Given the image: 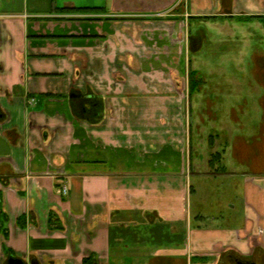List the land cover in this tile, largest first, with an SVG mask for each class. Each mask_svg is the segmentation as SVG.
Here are the masks:
<instances>
[{"label":"crops","instance_id":"crops-1","mask_svg":"<svg viewBox=\"0 0 264 264\" xmlns=\"http://www.w3.org/2000/svg\"><path fill=\"white\" fill-rule=\"evenodd\" d=\"M231 16L264 0H0V264H264V124L236 222L204 241L187 204L191 19Z\"/></svg>","mask_w":264,"mask_h":264},{"label":"rangeland","instance_id":"rangeland-1","mask_svg":"<svg viewBox=\"0 0 264 264\" xmlns=\"http://www.w3.org/2000/svg\"><path fill=\"white\" fill-rule=\"evenodd\" d=\"M191 30L194 35L203 30L206 40L202 48L189 53L192 75L184 115L186 129L192 131L194 192L187 204L192 229L203 227L204 241L213 242L217 234L209 230L226 227L228 218L234 221L239 216V210H228L230 204L245 208L242 201L231 202L243 199L239 185L256 178L255 167L243 162L232 145L237 142L240 151L241 141L253 144L264 124V59L258 58L264 55V22L237 16L193 18ZM217 154L221 156L214 170L210 162ZM216 171L226 174L218 176ZM133 260L151 264L148 258ZM117 261L132 264V260ZM198 263L207 262L194 259L193 264Z\"/></svg>","mask_w":264,"mask_h":264},{"label":"water","instance_id":"water-1","mask_svg":"<svg viewBox=\"0 0 264 264\" xmlns=\"http://www.w3.org/2000/svg\"><path fill=\"white\" fill-rule=\"evenodd\" d=\"M9 264H26L24 261L16 259V258H11L9 261Z\"/></svg>","mask_w":264,"mask_h":264},{"label":"built area","instance_id":"built-area-1","mask_svg":"<svg viewBox=\"0 0 264 264\" xmlns=\"http://www.w3.org/2000/svg\"><path fill=\"white\" fill-rule=\"evenodd\" d=\"M60 194L62 195H67L68 194V187L67 186H64L62 187L61 189H59L58 191Z\"/></svg>","mask_w":264,"mask_h":264},{"label":"flooded vegetation","instance_id":"flooded-vegetation-1","mask_svg":"<svg viewBox=\"0 0 264 264\" xmlns=\"http://www.w3.org/2000/svg\"><path fill=\"white\" fill-rule=\"evenodd\" d=\"M236 264H254V263H252V262H250V261H248V260H243V259H237L236 260Z\"/></svg>","mask_w":264,"mask_h":264},{"label":"trees","instance_id":"trees-1","mask_svg":"<svg viewBox=\"0 0 264 264\" xmlns=\"http://www.w3.org/2000/svg\"><path fill=\"white\" fill-rule=\"evenodd\" d=\"M192 75V74H191ZM5 219H7V217L5 218ZM1 222L2 221H0V226H1ZM2 228V227H1ZM1 231V230H0ZM2 233L5 235V237H7L8 236V228L6 227V228H4L3 229V231H2ZM85 263H86V261H85Z\"/></svg>","mask_w":264,"mask_h":264}]
</instances>
